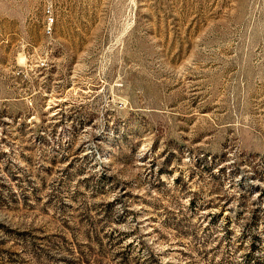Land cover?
<instances>
[{
  "label": "rangeland",
  "instance_id": "rangeland-1",
  "mask_svg": "<svg viewBox=\"0 0 264 264\" xmlns=\"http://www.w3.org/2000/svg\"><path fill=\"white\" fill-rule=\"evenodd\" d=\"M0 264H264V0H0Z\"/></svg>",
  "mask_w": 264,
  "mask_h": 264
},
{
  "label": "built area",
  "instance_id": "built-area-1",
  "mask_svg": "<svg viewBox=\"0 0 264 264\" xmlns=\"http://www.w3.org/2000/svg\"><path fill=\"white\" fill-rule=\"evenodd\" d=\"M46 14L49 18V21H48L49 25H52L55 20L54 15H53V10L51 8L47 9Z\"/></svg>",
  "mask_w": 264,
  "mask_h": 264
}]
</instances>
